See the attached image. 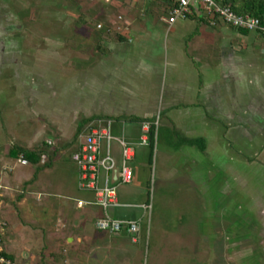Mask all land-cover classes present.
<instances>
[{
    "label": "rangeland",
    "instance_id": "1",
    "mask_svg": "<svg viewBox=\"0 0 264 264\" xmlns=\"http://www.w3.org/2000/svg\"><path fill=\"white\" fill-rule=\"evenodd\" d=\"M71 2L82 7L75 8L64 0H0L1 168L7 167L6 162L21 163L7 155L13 145L36 149L47 143L52 148L46 147L49 157L43 163L54 165L52 177L72 176L74 171L63 172L59 166L79 145L80 138L75 140L78 123L100 116L99 81L89 74L91 69L98 71L101 36L97 35L103 30L98 25L104 18L97 9L87 7L89 2ZM151 18L162 19L163 57L165 45L170 47L173 40L187 61L194 59L192 39L203 35L202 23L180 19L168 31V16ZM212 47L200 56L213 70L203 79L212 76L207 82H221V67L213 58L208 59L218 55L216 50L211 53ZM249 50L251 98L244 102L251 106L243 125L238 123L242 111L237 107L234 119L228 115L233 108L223 105L218 108L220 115L212 114L205 122L192 111L188 115L184 108L180 116L164 112L162 106L153 109L154 120L159 118L153 163H136H141L142 182L149 183L142 206L150 209L144 223L141 221L140 255L132 264H264V40L258 38L256 48L251 45ZM167 62L157 69L153 83L148 84L146 76L137 80L139 93L146 91L149 101L157 104L166 102L172 70ZM196 66L202 72L207 65ZM137 109L139 116L151 111L150 107ZM117 110L128 114L131 108ZM170 114L179 121L172 123ZM165 119L166 132L163 128L158 138ZM188 128L195 129L194 136H189ZM177 134L205 139L206 152L188 145L175 149ZM164 153L166 186L159 184L155 194L150 185L162 167Z\"/></svg>",
    "mask_w": 264,
    "mask_h": 264
},
{
    "label": "crops",
    "instance_id": "2",
    "mask_svg": "<svg viewBox=\"0 0 264 264\" xmlns=\"http://www.w3.org/2000/svg\"><path fill=\"white\" fill-rule=\"evenodd\" d=\"M64 1L75 8L82 7L71 0ZM82 1L84 4L91 3L86 6L97 9L100 18H104V20L101 18L99 25H102L101 29L104 31L100 40L105 51L99 52L98 71L88 70L89 76L94 75L99 81L100 116L92 123L113 121V124L116 123V127L112 126L113 135L116 138H125L137 147L136 157L132 162L134 180L129 185L119 186L122 206L113 209L111 216L138 219L144 223L147 215L141 206L145 202V196H148L149 183L142 182L139 171L143 160L149 159L148 146L140 145L142 124L122 118L153 120L155 118L153 109L162 106L165 108L164 112H178L179 116L184 108L188 115L192 111L199 121L201 119L205 122L208 116L221 114L218 108L228 106L233 108L231 110L233 112H228V115L232 114L230 119H234L239 113L235 108H241L242 119L238 123L243 125L244 115L248 114L251 106L249 102H244L251 98L248 88L251 85L249 49L251 45L256 48V41L260 37L254 33L242 35L222 20H216L212 24L203 14V6L194 5L193 14L183 19L189 20L191 24H195V21L200 22L205 28L203 35L192 39V44L195 45L194 59L187 61V56L179 43L173 40L170 47L168 43L165 45L166 56L163 57L162 30L159 24L162 19L156 21V18H151L157 14L154 8H150L151 0H113L111 3L103 0ZM175 24L166 22L168 31L170 29L172 31ZM166 37L167 42L169 37L168 35ZM211 45L213 46L211 53L215 54L216 50L218 55L209 56L208 59L213 58L215 64L221 67L224 82L215 80L207 82L212 76L203 79L204 75L213 73L209 62L200 58L203 57V53L211 50ZM163 61L164 63L168 61L167 64L172 69L171 80L167 86L166 102L163 100L157 104L156 101L153 102L154 100L149 101L146 91L144 94L139 93L137 80L146 76V82L153 83L157 69L164 65ZM198 63L202 66L207 65L202 72L197 71ZM92 81H88L89 85ZM195 81L199 83L196 84ZM122 92L125 94L123 93L121 97ZM123 106L131 108L128 114L117 110ZM145 107H150L151 111L143 115L141 113L142 116H139L141 111L137 108ZM245 108L248 110L245 111ZM238 116L240 117V114ZM170 117L172 123L179 121L178 117L177 120L171 114ZM117 124L121 126L119 130ZM163 128L166 132V119L163 127L160 126V135ZM240 128L244 132V127ZM187 130L189 136H194L195 129ZM112 153L119 162L121 148L117 142L112 145ZM62 159L68 164L62 161L59 170L74 171L72 176L55 175L53 178L52 171L55 169L51 162L32 165L17 159L20 164L6 162L7 167H0V249L14 260L28 264L135 262L136 257L140 255L138 244L132 243L124 234L116 236L97 230L96 221L103 213L97 204L96 196L93 191L80 188L78 169L72 157ZM138 160H141V163L136 165L139 163ZM161 162L162 167L160 170L158 168L154 182L150 185L151 189L154 186L155 194L159 184L166 186V153Z\"/></svg>",
    "mask_w": 264,
    "mask_h": 264
},
{
    "label": "built area",
    "instance_id": "3",
    "mask_svg": "<svg viewBox=\"0 0 264 264\" xmlns=\"http://www.w3.org/2000/svg\"><path fill=\"white\" fill-rule=\"evenodd\" d=\"M111 3L113 0H103ZM176 7L171 11L169 24H175L180 19H187L193 14L194 5L203 6V14L213 24L222 20L225 24L236 29L254 33L264 40V21L249 15H238L230 8L219 6L214 0H173ZM99 29L102 25H98ZM155 122L142 124L140 145H150L152 126L158 128L159 118ZM113 121H95L84 130L80 138V150L72 157L78 169L79 185L81 189L91 190L96 196L97 204L103 216L96 221V228L100 232L117 235L126 233L131 242L138 244L141 237V221L114 218L111 211L121 207L119 186L129 185L134 180L132 162L136 157V145L125 138H116L112 132ZM157 140V132L155 135ZM117 142L121 148V160L118 162L112 153V145ZM146 212L149 206H141ZM0 264H28L12 260L3 255L0 249Z\"/></svg>",
    "mask_w": 264,
    "mask_h": 264
},
{
    "label": "trees",
    "instance_id": "4",
    "mask_svg": "<svg viewBox=\"0 0 264 264\" xmlns=\"http://www.w3.org/2000/svg\"><path fill=\"white\" fill-rule=\"evenodd\" d=\"M152 4L150 8H154L157 11V14L160 16H170L171 11L176 7V2L173 0H151ZM219 6L223 8H230L233 12H235L238 15H249L252 17L260 18L264 21V0H214ZM218 21V20H217ZM232 29H235L239 31L242 35H249L250 32L245 30L236 29L234 27H231ZM104 35V31L101 30V33L99 35ZM102 41V40H101ZM105 51L104 45L102 42L99 43L98 52L103 53ZM99 56V55H98ZM126 121H132L143 124L144 122H152V119H137V118H122ZM95 120V118H89V119H83L78 123V128L75 134V140L78 142L80 134L86 130V128ZM154 120V119H153ZM160 129V128H159ZM157 132V127L154 125L152 126L151 132H150V145L148 146V163L152 166L153 158H154V150H155V135ZM158 138L160 137V130H159ZM178 142L176 144H173L175 149H179L184 145H188L191 147H197L202 152H206L207 145L205 139L202 138H181L179 134H177ZM52 148L51 144L44 143L42 146L30 150L22 146L13 145L9 151L8 156L12 159H21L23 162H26L28 164L32 165H38L41 162L44 161V158L49 157V150L46 149ZM80 145L77 146L76 150L74 151V154L79 152ZM73 154V155H74ZM73 155L71 157H73ZM3 255L7 256L3 253ZM8 258L14 260L13 258L7 256ZM26 263V262H23Z\"/></svg>",
    "mask_w": 264,
    "mask_h": 264
}]
</instances>
